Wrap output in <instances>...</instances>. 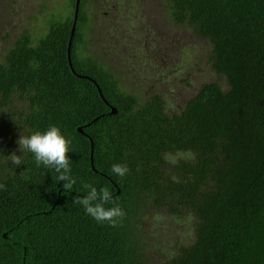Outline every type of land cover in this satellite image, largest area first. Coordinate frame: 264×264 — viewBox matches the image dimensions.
I'll return each instance as SVG.
<instances>
[{
	"label": "trees",
	"instance_id": "16d2710c",
	"mask_svg": "<svg viewBox=\"0 0 264 264\" xmlns=\"http://www.w3.org/2000/svg\"><path fill=\"white\" fill-rule=\"evenodd\" d=\"M87 1L76 7L72 71L73 0L40 18L44 32L14 34L0 56V133L10 135L0 140V264H264V0H158L167 24L205 39L208 69L227 86L200 82L175 111L151 87L137 97L84 53ZM49 125L71 141L70 191L17 143ZM85 184L109 189L105 206L125 213L117 226L73 203ZM142 207L185 225L174 220V234L148 241L147 255Z\"/></svg>",
	"mask_w": 264,
	"mask_h": 264
},
{
	"label": "rangeland",
	"instance_id": "374dc122",
	"mask_svg": "<svg viewBox=\"0 0 264 264\" xmlns=\"http://www.w3.org/2000/svg\"><path fill=\"white\" fill-rule=\"evenodd\" d=\"M66 2L19 0L14 5L12 0H0V56L14 34L25 28L34 36L41 33L40 18L50 11L63 14ZM84 12V53L115 71L124 88L134 90L137 97L149 94L151 87L160 94L164 107L175 111L200 82L214 81L221 89L227 88L224 79L208 69L205 39L196 38L188 28L167 24L158 0H88ZM0 137L10 139L3 129ZM141 209L136 214L141 253L150 254L148 241L160 244L162 238L172 236L174 220L177 230L185 228L180 215L172 219L158 208ZM184 238L185 234L181 242Z\"/></svg>",
	"mask_w": 264,
	"mask_h": 264
},
{
	"label": "clouds",
	"instance_id": "9594fccd",
	"mask_svg": "<svg viewBox=\"0 0 264 264\" xmlns=\"http://www.w3.org/2000/svg\"><path fill=\"white\" fill-rule=\"evenodd\" d=\"M17 143L20 152L33 154L38 167L43 165L45 168L53 169L57 173L55 181H63L65 190L72 189L75 181L70 175V158L67 155L71 141L62 134L58 126L49 125L44 130H35L28 135L21 134ZM8 159L16 167L23 164L21 156L15 153L10 154ZM111 170L120 177L125 176L129 171L126 164L119 163L113 164ZM84 187L87 189V194L75 196L73 203L82 205L84 211L98 223L108 222L113 227L117 226V218H122L125 213L119 206H105L113 203L109 189L104 187L97 190L89 184H85ZM5 188L4 184H0V190Z\"/></svg>",
	"mask_w": 264,
	"mask_h": 264
},
{
	"label": "water",
	"instance_id": "95a60500",
	"mask_svg": "<svg viewBox=\"0 0 264 264\" xmlns=\"http://www.w3.org/2000/svg\"><path fill=\"white\" fill-rule=\"evenodd\" d=\"M77 3H78V0H73V7H72V13H71L72 14L71 24H70V27H69L68 37H67L66 46H65V57H66L67 65H68V67H69V69L71 71H72V69H71V66H70V63H69V58H68V50H69L68 46H69L70 38L72 36L73 27H74ZM77 76L84 77V76H82L80 74H78ZM95 87L97 88V86H95ZM108 107H109L108 113L109 114L114 113V108L111 107L110 105H108ZM76 130L77 131H81L80 127H77ZM88 158H89V162H90V154L88 155ZM90 169L94 170L93 167L91 166V164H90Z\"/></svg>",
	"mask_w": 264,
	"mask_h": 264
},
{
	"label": "flooded vegetation",
	"instance_id": "af4514ba",
	"mask_svg": "<svg viewBox=\"0 0 264 264\" xmlns=\"http://www.w3.org/2000/svg\"><path fill=\"white\" fill-rule=\"evenodd\" d=\"M2 2H5L6 0H1ZM14 5H18L19 4V0H12ZM10 4V3H9ZM14 7V6H13Z\"/></svg>",
	"mask_w": 264,
	"mask_h": 264
}]
</instances>
